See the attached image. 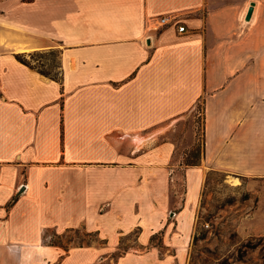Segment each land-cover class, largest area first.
<instances>
[{
    "label": "crops",
    "instance_id": "obj_1",
    "mask_svg": "<svg viewBox=\"0 0 264 264\" xmlns=\"http://www.w3.org/2000/svg\"><path fill=\"white\" fill-rule=\"evenodd\" d=\"M170 13L185 31L148 29ZM49 48L60 79L18 57ZM198 102L202 156L180 163L169 122ZM258 158L264 0H0V264H176L206 173H242ZM178 167L187 189L170 227L162 215ZM137 227L142 243L169 229L172 252L116 253ZM72 228L98 238L46 236Z\"/></svg>",
    "mask_w": 264,
    "mask_h": 264
},
{
    "label": "rangeland",
    "instance_id": "obj_2",
    "mask_svg": "<svg viewBox=\"0 0 264 264\" xmlns=\"http://www.w3.org/2000/svg\"><path fill=\"white\" fill-rule=\"evenodd\" d=\"M26 57L46 72L60 75V54L56 48L34 50ZM167 135L178 142L174 160L199 163L204 142L203 103L171 120ZM176 173L170 182L171 206L166 201L162 215L170 227L174 226V211L178 210L173 203L176 198L181 199L187 189L184 167H178ZM188 200L192 201L191 194ZM139 217L145 224L150 221V214L144 209ZM193 217L190 238L176 264H264V159H256L253 166L242 173L210 169L195 202ZM140 233L137 227L122 237L121 248L116 253L129 249L141 251L151 246L158 247L162 255L172 252L165 243L172 233L169 229L152 232L144 243ZM46 236L64 245L92 242L98 238L86 228H72L62 233L50 229ZM152 264L159 263L152 260Z\"/></svg>",
    "mask_w": 264,
    "mask_h": 264
},
{
    "label": "built area",
    "instance_id": "obj_3",
    "mask_svg": "<svg viewBox=\"0 0 264 264\" xmlns=\"http://www.w3.org/2000/svg\"><path fill=\"white\" fill-rule=\"evenodd\" d=\"M167 24H175L181 32L186 30V24L180 19L178 14H157L147 19L148 29H159Z\"/></svg>",
    "mask_w": 264,
    "mask_h": 264
},
{
    "label": "trees",
    "instance_id": "obj_4",
    "mask_svg": "<svg viewBox=\"0 0 264 264\" xmlns=\"http://www.w3.org/2000/svg\"><path fill=\"white\" fill-rule=\"evenodd\" d=\"M27 55L26 54H24V53H19L18 54V57H19V59H21L22 61H24V62H26V63H28V64H30V65H32L33 67H36V68H38L40 71H42L43 73H46V74H48V75H50V76H52V77H54V78H57V79H60L61 78V76L60 75H53V74H50V73H48V72H46L44 69H42L39 65H37L36 63H34V62H32L30 59H28L27 57H26ZM200 104V102H198L196 105H199ZM196 107V106H195ZM87 243H91V242H87ZM80 244H83V243H80Z\"/></svg>",
    "mask_w": 264,
    "mask_h": 264
},
{
    "label": "water",
    "instance_id": "obj_5",
    "mask_svg": "<svg viewBox=\"0 0 264 264\" xmlns=\"http://www.w3.org/2000/svg\"><path fill=\"white\" fill-rule=\"evenodd\" d=\"M253 5V4H252ZM250 6L249 7V10H248V14H247V17L249 18L250 17V15H251V13H252V11H253V6Z\"/></svg>",
    "mask_w": 264,
    "mask_h": 264
}]
</instances>
